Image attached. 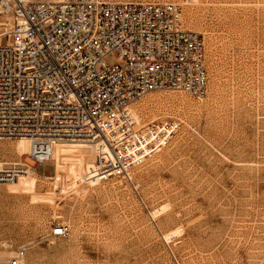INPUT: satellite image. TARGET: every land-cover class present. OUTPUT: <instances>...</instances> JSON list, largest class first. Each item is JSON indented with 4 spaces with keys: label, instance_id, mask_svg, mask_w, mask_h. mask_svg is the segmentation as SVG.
<instances>
[{
    "label": "rangeland",
    "instance_id": "374dc122",
    "mask_svg": "<svg viewBox=\"0 0 264 264\" xmlns=\"http://www.w3.org/2000/svg\"><path fill=\"white\" fill-rule=\"evenodd\" d=\"M110 1L182 7L203 40L205 97L130 106L140 126L175 130L128 176L107 178L100 145L62 142L37 174L0 185V264H264V0ZM16 141L0 162L34 167Z\"/></svg>",
    "mask_w": 264,
    "mask_h": 264
},
{
    "label": "built area",
    "instance_id": "2783aa9c",
    "mask_svg": "<svg viewBox=\"0 0 264 264\" xmlns=\"http://www.w3.org/2000/svg\"><path fill=\"white\" fill-rule=\"evenodd\" d=\"M182 18L174 3L0 0V144L26 139L35 163L0 162V185L37 174L58 142L102 143L107 178L166 147L175 124L140 126L130 106L152 92L205 97L203 40Z\"/></svg>",
    "mask_w": 264,
    "mask_h": 264
},
{
    "label": "bare ground",
    "instance_id": "6f19581e",
    "mask_svg": "<svg viewBox=\"0 0 264 264\" xmlns=\"http://www.w3.org/2000/svg\"><path fill=\"white\" fill-rule=\"evenodd\" d=\"M132 115L134 118H136V115L131 111ZM137 121V120H136ZM62 142H58L55 147L60 144ZM67 143H82V142H76V141H67ZM96 144L100 145L101 148H105V146L100 143V142H97ZM100 146H97V149H100ZM54 147V150H53V155L55 154V151H56V148ZM106 149V148H105ZM15 153L19 156V157H24L25 155H28L29 153V143L26 139H18L16 141V144H15ZM110 166V165H109ZM109 168V167H108ZM108 171V169H107ZM169 236V235H168ZM166 238H169L166 236Z\"/></svg>",
    "mask_w": 264,
    "mask_h": 264
}]
</instances>
